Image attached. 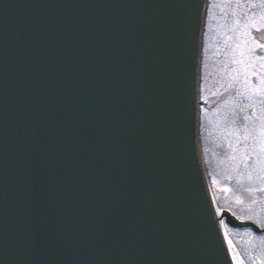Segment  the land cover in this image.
<instances>
[{
  "label": "water",
  "instance_id": "obj_1",
  "mask_svg": "<svg viewBox=\"0 0 264 264\" xmlns=\"http://www.w3.org/2000/svg\"><path fill=\"white\" fill-rule=\"evenodd\" d=\"M207 0H0V264H231L199 156Z\"/></svg>",
  "mask_w": 264,
  "mask_h": 264
},
{
  "label": "rangeland",
  "instance_id": "obj_2",
  "mask_svg": "<svg viewBox=\"0 0 264 264\" xmlns=\"http://www.w3.org/2000/svg\"><path fill=\"white\" fill-rule=\"evenodd\" d=\"M199 156L215 207L264 227V0H207ZM236 264H264V233L221 220Z\"/></svg>",
  "mask_w": 264,
  "mask_h": 264
},
{
  "label": "bare ground",
  "instance_id": "obj_3",
  "mask_svg": "<svg viewBox=\"0 0 264 264\" xmlns=\"http://www.w3.org/2000/svg\"><path fill=\"white\" fill-rule=\"evenodd\" d=\"M217 213H218V211H217ZM222 231H223V229H222ZM225 233H224V231H223V235H224ZM224 238H225V236H224ZM225 242H226V240H225ZM227 244V243H226ZM227 250H228V254H229V258H230V261H231V264H236V261H235V259H234V257H233V254L231 253V250H230V248L227 246Z\"/></svg>",
  "mask_w": 264,
  "mask_h": 264
}]
</instances>
